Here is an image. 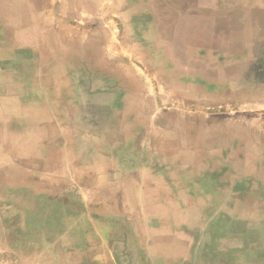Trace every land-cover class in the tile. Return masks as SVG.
Instances as JSON below:
<instances>
[{"label": "rangeland", "instance_id": "1", "mask_svg": "<svg viewBox=\"0 0 264 264\" xmlns=\"http://www.w3.org/2000/svg\"><path fill=\"white\" fill-rule=\"evenodd\" d=\"M6 2L23 5L0 0L4 13ZM24 5L31 59L19 105L37 109L0 111V183L20 185L11 197L26 209L40 203L27 224L52 229L90 213L103 238L92 232L90 264H185L166 231L200 242L201 263L264 264V0ZM0 32V53H10ZM4 82L15 93L0 96L17 101L21 82ZM0 264L26 263L0 254Z\"/></svg>", "mask_w": 264, "mask_h": 264}, {"label": "crops", "instance_id": "2", "mask_svg": "<svg viewBox=\"0 0 264 264\" xmlns=\"http://www.w3.org/2000/svg\"><path fill=\"white\" fill-rule=\"evenodd\" d=\"M8 3L9 2L5 3V5L7 4L5 13L3 7H0V30H4L11 35L10 37L12 39L8 34L7 37H9L8 43L12 49L10 53H0V85L2 86H0V94L15 93V86H11L9 83L4 82L5 79L16 78L17 82H21L22 85L20 88L19 85L17 87V101L14 99V95H11V102L6 100V97L0 96V111L3 113L2 117L7 119H9V109L15 106L14 102H17L18 105L19 103L25 102L24 95H21L20 101L19 92L25 94L27 91V86L25 84L26 74L23 68L27 61L31 59L29 58L31 54H27V48L31 46L27 43V10L24 5V0L21 8L15 3H12L11 6H9ZM32 58H34V61L38 66L43 60L42 55L37 54H34ZM42 76L44 75H40L38 78H41ZM61 76L66 77L67 74H62ZM38 85L39 86L35 87L32 85L31 90L34 87V90L39 95L35 97L40 100L45 94L46 84ZM40 103L44 109L50 108L45 112V116L46 118L51 119L52 114L49 113V111L51 112L54 108L53 102L47 96H44ZM29 108L37 109V106L35 105L34 107ZM29 108L25 103L19 105V109L30 110ZM27 115L30 116V114H26V116ZM36 116L38 115L36 114ZM0 190H2L0 192V254L15 255L18 260L26 264H75L76 261H73L72 259H74L75 255L81 253L86 256V259L83 260L82 264H90V260L92 259L91 253H93L91 248L94 231H97L98 238H102V234L100 236L101 230L90 231V220L92 217L90 213H70L66 216L67 225H57L52 229L47 227L43 228V225L41 224L31 226L27 224V219H29V217L33 219L37 218L38 220L40 219L42 215V211L38 208L40 203L37 202L32 208L26 209L24 199L20 200L19 198H12L11 196L13 194L16 192L19 193L20 190H22L20 185L11 186L9 183L2 182L0 183ZM52 200L53 199L50 201ZM54 204L58 205L57 203ZM49 205L52 206L53 203ZM150 205L155 206L153 202H151ZM47 213L50 214L51 211H47ZM68 222H70V224H68ZM166 232L167 237L177 238L178 242L176 248L178 250V255L181 256L182 262H185V264H211V262L201 263V260L197 257L196 250H199L200 242L196 245L193 242V238L184 232ZM144 233L146 238L154 235V231L148 230V228L144 230ZM48 237H52L56 240L47 241L46 239ZM63 238H65L64 242L61 241ZM228 238L226 241H229ZM230 238L231 243L228 246L233 247V237L231 236ZM55 241L56 243H54ZM31 242H36V248L32 250V252H28L26 251V247ZM51 243L56 245L57 255L60 257L57 259V262H55L54 257H49L47 255L49 248L48 245ZM211 244L212 243L208 242L206 247L212 246ZM145 246L147 249L152 247L150 243H145ZM164 247L166 248L167 245H164ZM168 248L171 247L168 246ZM198 253H202V247ZM147 258L152 261V257L148 256Z\"/></svg>", "mask_w": 264, "mask_h": 264}]
</instances>
